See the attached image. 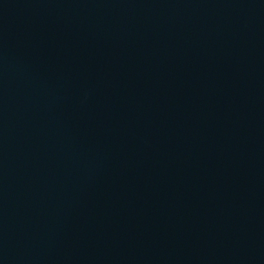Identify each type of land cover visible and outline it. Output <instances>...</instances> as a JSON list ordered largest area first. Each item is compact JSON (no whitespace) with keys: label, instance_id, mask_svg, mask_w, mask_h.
I'll use <instances>...</instances> for the list:
<instances>
[{"label":"water","instance_id":"obj_1","mask_svg":"<svg viewBox=\"0 0 264 264\" xmlns=\"http://www.w3.org/2000/svg\"><path fill=\"white\" fill-rule=\"evenodd\" d=\"M0 264H264V0H0Z\"/></svg>","mask_w":264,"mask_h":264}]
</instances>
